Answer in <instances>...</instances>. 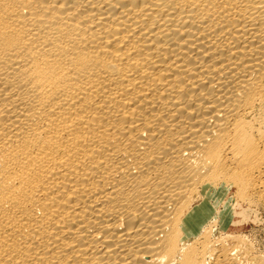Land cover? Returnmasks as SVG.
I'll return each mask as SVG.
<instances>
[{
    "label": "bare ground",
    "instance_id": "6f19581e",
    "mask_svg": "<svg viewBox=\"0 0 264 264\" xmlns=\"http://www.w3.org/2000/svg\"><path fill=\"white\" fill-rule=\"evenodd\" d=\"M210 186L264 207V0H0V264H264Z\"/></svg>",
    "mask_w": 264,
    "mask_h": 264
},
{
    "label": "rangeland",
    "instance_id": "374dc122",
    "mask_svg": "<svg viewBox=\"0 0 264 264\" xmlns=\"http://www.w3.org/2000/svg\"><path fill=\"white\" fill-rule=\"evenodd\" d=\"M207 191L208 200L204 207L209 210L200 224L210 221V224H215V235L230 234L244 238L253 245L255 253H264V207L254 208L243 204L229 186H210ZM209 211L212 216H208ZM223 226L226 230H223Z\"/></svg>",
    "mask_w": 264,
    "mask_h": 264
}]
</instances>
